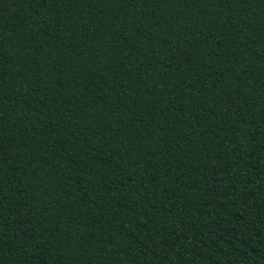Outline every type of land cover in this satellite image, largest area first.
<instances>
[{"label":"trees","instance_id":"16d2710c","mask_svg":"<svg viewBox=\"0 0 264 264\" xmlns=\"http://www.w3.org/2000/svg\"><path fill=\"white\" fill-rule=\"evenodd\" d=\"M0 264H264V0H0Z\"/></svg>","mask_w":264,"mask_h":264}]
</instances>
